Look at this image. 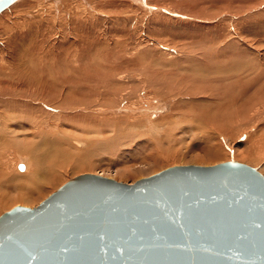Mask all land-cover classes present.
I'll return each instance as SVG.
<instances>
[{"label":"rangeland","instance_id":"374dc122","mask_svg":"<svg viewBox=\"0 0 264 264\" xmlns=\"http://www.w3.org/2000/svg\"><path fill=\"white\" fill-rule=\"evenodd\" d=\"M9 7L0 12L6 132L82 137L77 155L88 166L57 163L53 171L48 162L44 192L16 202L26 190L6 188L0 216L34 208L84 174L132 184L174 166L235 161L264 177V0H19ZM41 73L51 80H38ZM33 94L37 112L21 115ZM77 113L85 132L65 119ZM20 138L8 141L20 145ZM14 151L5 149L4 173L32 174L31 157Z\"/></svg>","mask_w":264,"mask_h":264},{"label":"water","instance_id":"95a60500","mask_svg":"<svg viewBox=\"0 0 264 264\" xmlns=\"http://www.w3.org/2000/svg\"><path fill=\"white\" fill-rule=\"evenodd\" d=\"M0 264H264V177L235 161L81 175L0 216Z\"/></svg>","mask_w":264,"mask_h":264},{"label":"bare ground","instance_id":"6f19581e","mask_svg":"<svg viewBox=\"0 0 264 264\" xmlns=\"http://www.w3.org/2000/svg\"><path fill=\"white\" fill-rule=\"evenodd\" d=\"M18 2H19V0H17ZM16 0H12V1H10V2H8V4L6 5V8H10L9 7V5H11L12 3L14 4H16V2H17ZM30 1V0H29ZM32 1H34V0H32ZM56 1V0H55ZM21 3H22V1H21ZM19 6V5H18ZM15 7H17V6H15ZM23 9V8H22ZM12 10V9H11ZM8 11V10H7ZM17 13V12H16ZM0 16H2V15H0ZM1 18V17H0ZM0 20H2V18L0 19ZM4 21V20H3ZM15 24V23H14ZM2 25L3 24H0V26L2 27ZM5 25H6V23H5ZM10 29V28H9ZM41 30V29H40ZM11 31V30H10ZM16 52V51H15ZM47 53V52H46ZM97 55V54H96ZM25 57V56H24ZM23 57V58H24ZM26 58H29L28 56L26 57ZM94 58H96V56H94ZM25 59V58H24ZM32 60L34 59V58H31ZM28 60V59H27ZM30 60V59H29ZM21 61V60H20ZM94 61V59L92 58V62ZM29 62V61H28ZM27 62V63H28ZM65 62H66V60H65ZM70 63V62H69ZM22 64H24L23 62H22ZM21 64V65H22ZM83 64V63H82ZM81 64V65H82ZM11 65V64H10ZM49 65V64H48ZM80 64H77V66H76V71H79L80 72V70L81 71H83L82 70V66H81ZM2 66V65H1ZM27 66V65H26ZM25 66V67H26ZM32 66V65H31ZM85 67V66H84ZM32 68V67H31ZM24 69V68H23ZM33 69V68H32ZM31 69V70H32ZM39 69H40V67H39ZM39 69H37L38 71H39ZM51 69V68H50ZM56 69V68H55ZM65 69V68H64ZM18 70V69H17ZM30 70V71H31ZM244 70V69H243ZM243 70H241V71H243ZM27 71V70H26ZM29 71V70H28ZM30 71H29V73H30ZM37 71V72H38ZM240 71V70H239ZM246 71V70H245ZM2 72V71H1ZM35 70H32L31 71V73H30V75H32V76H37V74H39L40 72H41V70H40V72L39 73H37ZM236 72V71H235ZM247 72V71H246ZM62 73V72H61ZM65 72H63V74H64ZM249 73V72H248ZM13 74V73H12ZM28 74V73H27ZM233 74V73H232ZM242 74H244V73H242ZM246 74V73H245ZM250 74V73H249ZM253 74V73H252ZM251 74V75H252ZM3 75V74H2ZM2 75H0V85L4 82V79L3 78H1L2 77ZM6 75V74H5ZM4 75V76H5ZM10 75V74H9ZM24 75V74H23ZM215 75V74H214ZM251 75H249V76H251ZM264 75V74H263ZM8 76V75H7ZM6 76V77H7ZM13 76V75H12ZM26 76H28V75H25V77ZM210 76V75H209ZM247 76H248V74H247ZM247 76H246V78H247ZM248 76V77H249ZM9 77V76H8ZM245 77V76H244ZM261 77H262V75H261ZM12 78V77H11ZM14 78V77H13ZM31 78V77H30ZM29 78V79H30ZM33 78H35V77H33ZM40 78V79H39ZM39 78H38V80H41V79H47V81H50L51 80V78H52V76L50 75V73L48 74V73H41L40 75H39ZM237 78V77H236ZM26 79V78H25ZM14 80V79H13ZM238 80H239V78H238ZM263 80H264V78H263ZM262 80V81H263ZM10 81V80H9ZM9 81H7V82H9ZM22 80H20V82H21ZM32 81V80H31ZM45 81V80H44ZM18 82H19V80H18ZM29 82V81H28ZM239 82V81H238ZM22 83V82H21ZM55 83V82H54ZM18 84V83H17ZM27 84H29V86L31 85L30 83H27ZM49 84V83H48ZM9 85V84H8ZM16 85V84H15ZM24 85V84H23ZM11 86H12V84H11ZM20 86H21V84H20ZM20 86H18V87H20ZM25 86V85H24ZM18 87H14L15 89L16 88H18ZM21 87H23V86H21ZM60 87L61 88H64V84H63V81L60 83ZM24 88H26V87H24ZM60 88V90L62 91V89ZM22 89V88H21ZM20 89V90H21ZM31 89H32V85H31ZM65 89H67V88H65ZM17 90V89H16ZM43 90V89H42ZM41 92V91H40ZM25 93H27V92H25ZM235 93V92H234ZM239 93V92H238ZM238 93H237V95H238ZM29 95V94H28ZM34 96H32L33 97V99H35V101H29L28 103L26 102L25 103V109L24 110H22L21 111V115H24V116H29V115H31V114H35L36 112H37V110L38 109H36V100L38 101L39 99H38V96L37 95H35V94H33ZM61 96V95H60ZM30 97V96H29ZM40 97H41V95H40ZM14 98V97H13ZM16 99V98H15ZM41 99V98H40ZM49 99H51V98H49ZM59 99V98H58ZM262 100V99H261ZM15 101H18L17 99L16 100H14V104H16V103H18V102H16L15 103ZM49 101V100H48ZM51 102V101H50ZM10 103V102H9ZM264 103V102H263ZM262 104V103H261ZM6 105V104H5ZM11 105V104H10ZM12 106V105H11ZM14 106V105H13ZM20 106V105H19ZM4 107V106H3ZM16 107H17V105H16ZM15 107V108H16ZM23 107V106H22ZM263 107V106H262ZM261 107V108H262ZM2 108V106L0 107V188H1V190H0V207H2V206H7V199H9V195H8V193L7 192H5V190H6V188H9V187H11V189L13 188V190H17V191H23V190H26L25 191V193H23V194H19V192H17L19 195V197L18 198H20L19 200H17L16 202H18V201H21V199H23V200H26V199H28V198H32L33 196H36V195H38V194H40V193H43L44 192V190H45V187H46V176H47V171H48V168L46 167V164L48 163V162H50V163H52L53 164V171L55 170L54 168L56 167V165H57V163H62L61 164V166L63 165V167H66V166H68V164L70 163V162H74L75 164L73 165L72 164V168L73 169H75V170H77V169H80V168H82V167H84V166H86L87 164L85 163V162H83V160L81 161V159L78 157V152H79V148H81L82 147V145H81V143H84V140L85 141H87L86 139H83L82 137H81V139L79 138V137H77V139H75V138H73V137H71V136H69L68 137V135L65 137V136H60V137H56V135L54 134V139H51V137L49 138V136L48 135H41L40 134V132H38V133H36V131H33V133L32 134H27L26 132V134L24 133V134H18V133H13V132H11V134L13 133V135L11 136V138L9 139V137H10V133L9 134H7V130H6V124H4V122H5V119L7 118V113L5 114V111H7V110H4V109H1ZM18 108V107H17ZM21 108V107H20ZM250 108V107H249ZM9 110V109H8ZM69 114V113H68ZM19 115H20V113H19ZM21 115H20V117H21ZM67 115V114H66ZM10 116H12V115H10ZM9 116V117H10ZM33 116V115H32ZM12 117H14V116H12ZM63 117V116H62ZM70 117H72V118H70ZM83 117V115L81 116L79 113H77V114H75V115H68V117H65V119L67 120V119H74V121H72V129H77L78 130V126H76L75 124H76V122H80L81 123V121H79L78 119H81ZM41 118V117H40ZM46 118H47V116H46ZM61 118V117H60ZM64 119V118H63ZM8 120V119H7ZM97 120V119H96ZM27 121V120H26ZM7 122V121H6ZM5 122V123H6ZM21 123V122H20ZM19 123V124H20ZM74 123V124H73ZM86 124V123H85ZM1 125L3 126L2 128H1ZM15 125V124H14ZM78 125V124H77ZM83 125V124H82ZM18 127L16 128V129H19V127L21 126H19V125H17ZM76 126V127H75ZM24 127V126H23ZM23 127L21 128L20 127V129L22 130L23 129ZM74 127V128H73ZM78 127V128H77ZM88 127V126H87ZM27 128V127H26ZM32 128V127H31ZM66 128V127H65ZM64 128V129H65ZM91 128V127H90ZM8 129V128H7ZM10 129V128H9ZM34 129V128H33ZM79 129H81V127L79 128ZM14 130V129H13ZM12 129H11V131H13ZM76 130V131H77ZM15 131H18V130H15ZM14 131V132H15ZM23 131V130H22ZM50 131V130H49ZM66 131V130H65ZM64 131V132H65ZM79 131V130H78ZM81 131H84L85 132V129H81ZM86 131H89V130H86ZM92 131V130H91ZM95 131H99V129L98 130H94V132ZM52 132V131H51ZM105 132V131H104ZM29 133V132H28ZM58 133V132H57ZM66 133H68V132H66ZM83 133V132H82ZM102 133V132H101ZM70 134V133H69ZM86 134H88L87 132H86ZM86 134H80V135H83L84 137H85V135ZM107 134V133H106ZM261 134L263 135L264 134V132L262 133L261 132ZM14 135H16V136H18V135H20V136H26V138H24L25 139V141L24 142H21V144L20 145H18L19 143V140L21 139L20 138V136H18V139L17 138H15V139H12V137H14ZM53 135V134H52ZM51 135V136H52ZM74 135V134H73ZM90 135V134H89ZM103 135V134H102ZM105 135V134H104ZM264 136V135H263ZM67 137H68V139H67ZM89 138V137H88ZM23 139V138H22ZM21 139V140H22ZM8 140H15V141H17V143L18 144H16V143H13V144H10L9 143V141ZM81 140H82V142H81ZM103 140V139H102ZM107 141H108V139H106ZM7 141H8V143H7ZM14 141V142H15ZM97 141V140H96ZM97 143V142H96ZM101 143V142H100ZM99 143V144H100ZM106 144L105 142H102L101 144ZM85 145V144H84ZM8 147H11L12 149H14L16 152H18V153H22V155L23 154H26L27 156H30L31 157V162H32V165H33V169H34V171H33V173L32 174H22V175H19L18 177H16V176H9L7 173H4V171H3V169H4V167L6 166L5 165V161H7V159L5 160L4 158L6 157V153H5V149H7ZM14 151V152H15ZM7 152V154H8V151H6ZM82 153H83V151H82ZM4 154H5V156H4ZM83 154H85V152L83 153ZM9 156V155H8ZM9 159V158H8ZM18 161V160H17ZM7 163V162H6ZM8 164V163H7ZM29 164V163H28ZM31 164V163H30ZM18 165V164H17ZM88 166V165H87ZM93 166V165H92ZM193 166V165H192ZM15 167V166H14ZM29 167V166H28ZM31 167V166H30ZM30 167H29V169H30ZM17 168H18V170H25L26 169V166H25V164L24 163H20L19 164V166H17ZM31 170V169H30ZM17 171V170H16ZM28 172H30V171H28ZM26 173H27V171H26ZM16 173L14 172V175H15ZM84 175H92V174H84ZM79 176H81V175H79ZM97 176H99V175H97ZM78 177V176H77ZM76 178V177H75ZM72 179H74V178H72ZM71 179V180H72ZM70 181V180H69ZM117 182V181H116ZM67 183V182H66ZM65 183V184H66ZM64 185V184H63ZM62 185V186H63ZM56 191V190H55ZM54 191V192H55ZM53 192V193H54ZM16 193V194H17ZM21 193V192H20ZM52 194V193H51ZM50 194V195H51ZM49 195V196H50ZM17 196V195H16ZM48 196V197H49ZM15 197V196H14ZM47 197V198H48ZM33 199V198H32ZM45 200V199H44ZM15 202V203H16ZM40 204V203H39ZM38 204V205H39ZM23 206V205H22ZM21 206V207H22ZM37 207V206H36ZM36 207H34V208H36ZM15 208V207H14ZM28 208V207H27ZM11 209H13V207L11 208ZM30 209H33V208H30ZM9 210H10V208H9ZM8 210V211H9ZM8 211H6V212H8ZM5 212V213H6Z\"/></svg>","mask_w":264,"mask_h":264}]
</instances>
